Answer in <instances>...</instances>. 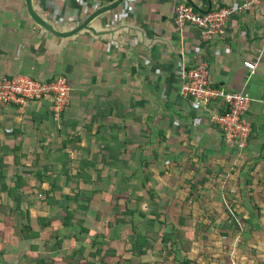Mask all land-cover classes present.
I'll use <instances>...</instances> for the list:
<instances>
[{"label":"crops","instance_id":"0c3cea01","mask_svg":"<svg viewBox=\"0 0 264 264\" xmlns=\"http://www.w3.org/2000/svg\"><path fill=\"white\" fill-rule=\"evenodd\" d=\"M195 1L215 9L247 0ZM107 2L38 0L42 14L64 29ZM180 2L186 1L124 0L92 22L93 32L63 38L35 24L25 0H0V77L20 73L49 80L63 74L72 87L71 104L59 117L48 99L0 108V198H12L9 190L22 173L30 185L41 184L29 191L30 199L47 195L51 215L71 204L81 223L87 211L80 206H89L94 194L112 195L116 181L144 188L147 178V184L160 179L161 193L150 187L157 198L193 205L222 199L230 194L228 186L243 180L264 183V0L231 15L210 40L194 25L175 23ZM202 60L209 63L213 86L252 98L245 149L228 143L211 124L209 114L219 103H196L181 92L179 71ZM245 60L256 63L255 71ZM252 211L264 216V209ZM79 225L64 231L73 234ZM189 225L195 231V223ZM206 232L192 245L186 239L173 244L182 245L183 264H264V223L213 226ZM34 241L40 256L58 253ZM31 242L11 244L9 253L0 254V264H37L24 255ZM143 257L129 264H158Z\"/></svg>","mask_w":264,"mask_h":264},{"label":"trees","instance_id":"16d2710c","mask_svg":"<svg viewBox=\"0 0 264 264\" xmlns=\"http://www.w3.org/2000/svg\"><path fill=\"white\" fill-rule=\"evenodd\" d=\"M146 181L150 182V178H147ZM147 182L145 187L150 194L149 210H144L140 206L135 207L127 199L118 200L113 210L111 207H107V213H110V215L113 214L115 209L114 220L110 219L106 224L99 227L98 225L94 226L95 222L93 223L88 219V215H86L88 212L84 215L86 219L79 223L73 213L71 204L51 215L50 205L46 199L47 195L44 197L37 195L35 199L29 198L31 194L29 191L34 192L40 188L41 184L30 185L21 173L9 190L12 198L9 200L0 198V254L5 256L6 253L10 252L11 244L19 240L29 239L32 241L30 251L24 255L27 261H35L37 264H99V262L129 264L138 254L145 255L156 249L162 250L164 244L166 249L168 246L173 248V244L180 243L183 245L185 238L180 226L186 224L187 218L182 213L178 215L180 226L170 222L167 215L163 219L164 211L160 209V203L155 200L153 189L147 187ZM54 187L55 185H52V190ZM98 190L96 189L95 193L102 191ZM101 196L103 198L99 201L103 204H100L102 206L97 207L94 213L96 221L102 220L105 210L103 207L108 204L103 201H107V196L112 195ZM99 197L94 194L92 201L88 204H93ZM143 199H145L144 195H138L133 200L134 202H141ZM33 202L36 203L35 212L32 211ZM232 205L234 206V204ZM227 213H229V210H227ZM137 215L144 218L153 216L156 222L164 226V229L146 230L147 232H145L140 227L142 224L135 219ZM229 217L232 216L229 215ZM212 220L215 221L216 218H212ZM128 223L132 224L131 228L117 237V229H120V227L118 226L116 229V225ZM233 223L238 226V219L233 218ZM78 224H80L78 232L69 234L64 231L68 227ZM188 224H194V221L189 220ZM221 232L227 235L225 231ZM37 239L43 241L46 252L57 249L58 253L52 257L40 256V245L34 241ZM62 244V248L58 249Z\"/></svg>","mask_w":264,"mask_h":264},{"label":"built area","instance_id":"2783aa9c","mask_svg":"<svg viewBox=\"0 0 264 264\" xmlns=\"http://www.w3.org/2000/svg\"><path fill=\"white\" fill-rule=\"evenodd\" d=\"M256 1L247 0L241 5L220 6L207 13L196 10L187 2H180L174 19L179 26L198 27L202 37L210 40L223 31V25L231 15L251 8ZM244 65L252 72L256 69V63L251 60H245ZM179 76L182 81L181 92L184 95L200 104L219 103V107L212 109L209 114L211 124L222 131L228 143L245 149L252 132V122L247 118L252 98L242 91L213 86L206 60L191 68L181 69ZM71 89L69 79L63 74L50 80L20 73L5 75L0 77V108L6 104L23 107L31 101L48 99L52 102L54 115L59 117L71 104Z\"/></svg>","mask_w":264,"mask_h":264},{"label":"rangeland","instance_id":"374dc122","mask_svg":"<svg viewBox=\"0 0 264 264\" xmlns=\"http://www.w3.org/2000/svg\"><path fill=\"white\" fill-rule=\"evenodd\" d=\"M157 180L158 182L156 183L155 182L152 184L148 183L147 187L150 188L153 186L156 192V189L158 190L161 187L159 183L160 179ZM118 183L120 182L116 181L117 189H114L112 196H107L108 197L106 198L107 201H103L104 203H108V204H105V206L103 207V209L105 210L103 213L102 220L96 221L94 216L97 207H100L102 206L100 204H103L101 201H99L100 199L103 198L102 196L97 198V200H95L93 204L89 206L88 205L84 206L79 204L81 205L80 206L81 208H85L86 211L88 212V214H86L88 215V219H90L93 223L95 222L94 226L98 225L100 227L106 224L108 220L110 219L114 220L115 209L113 211V214L110 215V213H107V207H111V209L113 210L116 201L118 200L121 201V199L122 200L127 199L129 203L131 205H134L135 207L140 206L144 210H149L150 206L148 204L150 202L149 200L150 194L146 189V187L143 188L142 185H140L141 183L137 185L135 181H134L135 184L130 185L131 187L125 184L124 185L125 188ZM111 184L112 183H110L108 187H111ZM238 186L240 187L239 190L237 188ZM228 188L231 189L230 194H226L224 198L218 200L216 199L196 200L197 202L196 201L194 202L196 205H193L192 203L189 204L187 202L189 200H183V199L163 200L160 197L157 198V196H155V198L156 201L160 203V209L164 211L163 219L167 215L169 217L170 222L179 224L180 218L178 217V215L180 213L184 214L187 220L185 224L186 228L185 231L183 232L184 233L183 237L186 240L191 241V245H192L193 242H200L203 239H205L204 235L205 233H207L206 231H208L209 228L213 226L224 227L229 224H232L231 226H234L235 223H233V218L238 219V223H239L238 225L240 226H244L246 224L250 225L253 223L254 224L264 223V216L260 215L259 217L258 215L254 214L255 212L252 211L253 209H264V183L261 182L252 183V181L248 182V180L247 181L243 180L242 182H238L237 185L235 183L231 184L230 186H228ZM158 193L161 192L158 190ZM138 195H144L145 199H143V201L141 202H136V201L134 202L133 199ZM57 200L58 199L55 198L54 202L57 203L58 202ZM90 201H92V199H90ZM50 202L52 201L50 200ZM35 204L34 202L32 204L33 212H35L34 209ZM232 204H234L236 209H234L235 207ZM200 205L203 206L205 205L203 210ZM244 207L247 209V212H244V214L242 215L240 214V209ZM227 210H229V213H227ZM248 210L250 211V213H253L254 215H249ZM197 213L200 214L198 215ZM209 215L211 216L209 217ZM229 215L232 216L233 218L229 217ZM150 218L153 219L154 217L148 216V218H144L140 215L135 216L136 221L142 224L140 225V227L145 232L164 229V226L156 222L155 218L152 221ZM212 218H216V220L213 221ZM189 220L194 221L196 228L193 229H195V231L194 230L189 231L190 229H192L191 226L188 224ZM131 225H132L131 223L116 225V229L118 228V226L121 227L119 231L117 229V234H118L117 237L121 236L127 229L131 228ZM180 225L181 224H179V226ZM181 227L182 225L180 226V228ZM69 230L73 231L72 228H70ZM216 234H218V237H220L221 239H224V242L229 241L228 238L226 236H222L218 230H216ZM186 244L188 245V242H186ZM181 246H177V247L172 246L173 248H170L168 246V248L166 249V245L164 244L162 250L156 249L155 251H152L153 253L155 252L154 254H150V253H147L145 255L138 254V256L154 258L158 261V264H183L182 252L184 251L181 250ZM110 251H112V249H110ZM143 261L147 262V260H143Z\"/></svg>","mask_w":264,"mask_h":264},{"label":"water","instance_id":"95a60500","mask_svg":"<svg viewBox=\"0 0 264 264\" xmlns=\"http://www.w3.org/2000/svg\"><path fill=\"white\" fill-rule=\"evenodd\" d=\"M124 0H110L94 9L90 14H88L83 21H80L75 27L71 29H64L59 27L54 21L50 20L47 16L43 15L40 11V6L38 0H25L26 8L30 18L34 23L39 26L42 30L52 33L55 36L63 38H73L78 34L85 31H94L92 22H94L99 17L107 14L118 4L122 3ZM187 3L191 4L196 10L207 13L212 10L213 4L210 3L208 9H203L195 0H185Z\"/></svg>","mask_w":264,"mask_h":264}]
</instances>
